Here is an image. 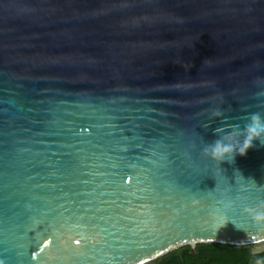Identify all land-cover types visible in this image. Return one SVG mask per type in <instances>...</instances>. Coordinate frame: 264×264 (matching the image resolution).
I'll use <instances>...</instances> for the list:
<instances>
[{
	"label": "water",
	"instance_id": "1",
	"mask_svg": "<svg viewBox=\"0 0 264 264\" xmlns=\"http://www.w3.org/2000/svg\"><path fill=\"white\" fill-rule=\"evenodd\" d=\"M264 0H0V264H149L264 242Z\"/></svg>",
	"mask_w": 264,
	"mask_h": 264
},
{
	"label": "trees",
	"instance_id": "2",
	"mask_svg": "<svg viewBox=\"0 0 264 264\" xmlns=\"http://www.w3.org/2000/svg\"><path fill=\"white\" fill-rule=\"evenodd\" d=\"M149 264H264V250L256 251L254 245L200 243L194 248L182 246Z\"/></svg>",
	"mask_w": 264,
	"mask_h": 264
},
{
	"label": "clouds",
	"instance_id": "3",
	"mask_svg": "<svg viewBox=\"0 0 264 264\" xmlns=\"http://www.w3.org/2000/svg\"><path fill=\"white\" fill-rule=\"evenodd\" d=\"M244 139L240 142H228V138H218L212 143L205 144L204 152L210 158L222 161H234L235 156H244L254 146V141L264 142V116L260 113L251 115L246 130L243 133Z\"/></svg>",
	"mask_w": 264,
	"mask_h": 264
},
{
	"label": "rangeland",
	"instance_id": "4",
	"mask_svg": "<svg viewBox=\"0 0 264 264\" xmlns=\"http://www.w3.org/2000/svg\"><path fill=\"white\" fill-rule=\"evenodd\" d=\"M256 251H263L264 250V242L258 243L254 245Z\"/></svg>",
	"mask_w": 264,
	"mask_h": 264
}]
</instances>
